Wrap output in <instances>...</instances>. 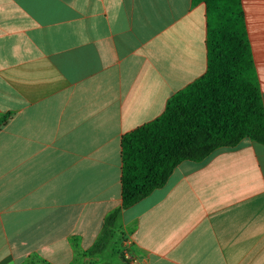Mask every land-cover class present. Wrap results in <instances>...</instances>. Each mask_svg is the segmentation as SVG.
<instances>
[{"label":"crops","instance_id":"0c3cea01","mask_svg":"<svg viewBox=\"0 0 264 264\" xmlns=\"http://www.w3.org/2000/svg\"><path fill=\"white\" fill-rule=\"evenodd\" d=\"M242 4L264 101V0ZM206 40L193 0H0V264L101 260L117 210L122 264H264L262 143L183 161L122 208V137L205 74Z\"/></svg>","mask_w":264,"mask_h":264},{"label":"trees","instance_id":"16d2710c","mask_svg":"<svg viewBox=\"0 0 264 264\" xmlns=\"http://www.w3.org/2000/svg\"><path fill=\"white\" fill-rule=\"evenodd\" d=\"M193 1L206 8L207 70L160 117L123 135V209L162 187L183 161H203L244 139L264 144V101L242 0ZM7 120L0 114V126ZM119 214L107 218L88 255L106 249Z\"/></svg>","mask_w":264,"mask_h":264},{"label":"rangeland","instance_id":"374dc122","mask_svg":"<svg viewBox=\"0 0 264 264\" xmlns=\"http://www.w3.org/2000/svg\"><path fill=\"white\" fill-rule=\"evenodd\" d=\"M247 9L251 10L252 14H256V6H248ZM254 20H256V17L254 18ZM111 240L106 249H104L103 251L88 255L89 257H94L102 254L103 258L101 260H90L89 262H86L84 264H122L123 260L120 257V251H117V249L114 247V243H111Z\"/></svg>","mask_w":264,"mask_h":264},{"label":"built area","instance_id":"2783aa9c","mask_svg":"<svg viewBox=\"0 0 264 264\" xmlns=\"http://www.w3.org/2000/svg\"><path fill=\"white\" fill-rule=\"evenodd\" d=\"M124 257L125 260L128 261L130 264H143L140 263V261L137 258L130 255L127 251L124 252Z\"/></svg>","mask_w":264,"mask_h":264}]
</instances>
